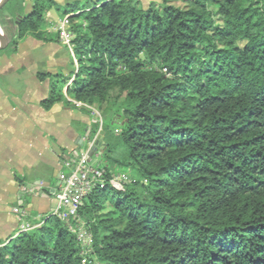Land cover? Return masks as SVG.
<instances>
[{
	"label": "trees",
	"instance_id": "1",
	"mask_svg": "<svg viewBox=\"0 0 264 264\" xmlns=\"http://www.w3.org/2000/svg\"><path fill=\"white\" fill-rule=\"evenodd\" d=\"M4 8L12 55L27 37L62 45L47 14L67 18L70 71L37 73L49 82L39 107L88 115L83 148L102 131L96 151L107 178L116 163L137 178L83 199L87 248L46 215L0 240V264H264V0H9Z\"/></svg>",
	"mask_w": 264,
	"mask_h": 264
},
{
	"label": "crops",
	"instance_id": "2",
	"mask_svg": "<svg viewBox=\"0 0 264 264\" xmlns=\"http://www.w3.org/2000/svg\"><path fill=\"white\" fill-rule=\"evenodd\" d=\"M47 16L57 17L58 14L50 11ZM59 20L62 19L59 17ZM35 44L34 49L38 47ZM46 46L43 49L47 54L46 61H37L33 57L29 62L19 59L6 73L4 70L9 64L0 61V240L4 241L18 233L19 222L12 208L19 200L23 202V210L31 224H37L50 213L57 175L65 170L62 156L84 149L91 125L88 115L62 104H56L48 111L39 107V102L48 95L49 82L39 81L37 73L61 72L66 75L70 71L69 57L58 56L63 46L54 43ZM19 49L20 44L14 55H18ZM26 68L29 69L27 76ZM94 152L90 153L91 159L97 157ZM39 185L44 196L20 191L23 186L35 188Z\"/></svg>",
	"mask_w": 264,
	"mask_h": 264
},
{
	"label": "built area",
	"instance_id": "3",
	"mask_svg": "<svg viewBox=\"0 0 264 264\" xmlns=\"http://www.w3.org/2000/svg\"><path fill=\"white\" fill-rule=\"evenodd\" d=\"M56 33L59 34L61 44L71 52L73 36L68 31L66 17L58 22ZM92 145L93 142L88 143L87 149L73 150L62 156V166L65 170L57 175L56 185L51 195L53 207L48 214L63 221L86 248L91 243V236L85 229V224L78 218V211L82 206L83 199L95 187L104 188L106 184H109L111 187L120 189L123 185L130 183L126 176H109L107 178L103 168L92 166L90 158ZM20 191L22 194L33 196L45 195L41 185L35 188L23 186ZM12 213L19 222L18 233L30 231L42 224V218L37 224H31L28 221V215L23 210L21 200L12 208ZM70 220H74V223H70Z\"/></svg>",
	"mask_w": 264,
	"mask_h": 264
},
{
	"label": "rangeland",
	"instance_id": "4",
	"mask_svg": "<svg viewBox=\"0 0 264 264\" xmlns=\"http://www.w3.org/2000/svg\"><path fill=\"white\" fill-rule=\"evenodd\" d=\"M149 1L150 0H142V3H143V5H147V3ZM0 14H2V15L4 14V16H6V8L2 9ZM47 19L51 23V27H50L49 31L56 32V29H57V26H58V22L60 21L59 20V15L57 17H51V18L49 16H47ZM10 27H12L10 21L8 19L5 20L4 27L2 25H0V30H1L0 33L5 35L3 30L4 29L8 30ZM33 41L34 40L29 38V37L24 38L23 40H21L20 41V49L18 50V55H14V54L12 55L10 53L9 49H6V48L0 51V61H7V63L9 64L8 69L4 70L5 73L8 70H12L9 67H12L14 61H17L19 59H21L22 61H25V62H29L31 57H33V59H36L37 61H46L47 54H45L44 51H43V49L47 47L46 44H43V43L42 44H38V43L35 44ZM34 44L38 46L35 49H34V47H32ZM31 47H32V49H31ZM58 56H63V57L68 56L69 57V54L67 53V51L64 48V46L60 48V52L58 53ZM28 70L29 69L26 68L25 76H27ZM7 75H9V74H7ZM0 77H2V76H0ZM99 110L100 109L98 107H94V108L91 109L93 117H98L99 118V116H100L99 115V113H100ZM96 137H95L94 141L96 140ZM100 141H101V139H100ZM98 148L99 147H97V149ZM94 154H96L97 157H95V158L93 157V159H91V165L92 166H98V167H101V168H103L104 164L107 166V163L104 160L101 159L100 154L98 153V151L95 150ZM108 170H109L110 176H126L130 182L135 181L136 178H137V174L136 173H134L133 171H131L129 169L124 168L120 163H116V164L112 165V167L108 166Z\"/></svg>",
	"mask_w": 264,
	"mask_h": 264
},
{
	"label": "water",
	"instance_id": "5",
	"mask_svg": "<svg viewBox=\"0 0 264 264\" xmlns=\"http://www.w3.org/2000/svg\"><path fill=\"white\" fill-rule=\"evenodd\" d=\"M9 2V0H0V10ZM9 40L7 37L0 33V51L5 49L8 46ZM103 135V132L100 131L99 135L96 137V140L93 142V145L90 149V153L99 147L101 150L103 149V143L100 141V137Z\"/></svg>",
	"mask_w": 264,
	"mask_h": 264
},
{
	"label": "bare ground",
	"instance_id": "6",
	"mask_svg": "<svg viewBox=\"0 0 264 264\" xmlns=\"http://www.w3.org/2000/svg\"><path fill=\"white\" fill-rule=\"evenodd\" d=\"M0 32H1V30H0Z\"/></svg>",
	"mask_w": 264,
	"mask_h": 264
}]
</instances>
